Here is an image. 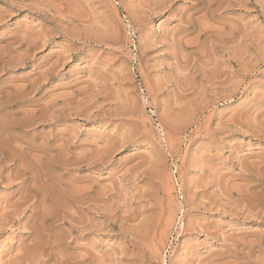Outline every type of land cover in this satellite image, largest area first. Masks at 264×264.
<instances>
[{
  "label": "rangeland",
  "instance_id": "obj_1",
  "mask_svg": "<svg viewBox=\"0 0 264 264\" xmlns=\"http://www.w3.org/2000/svg\"><path fill=\"white\" fill-rule=\"evenodd\" d=\"M0 264H264V0H0Z\"/></svg>",
  "mask_w": 264,
  "mask_h": 264
}]
</instances>
